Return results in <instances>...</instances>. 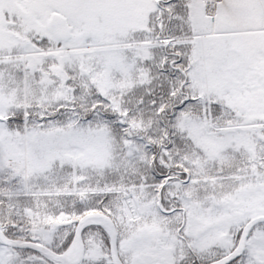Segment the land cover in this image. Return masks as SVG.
Returning a JSON list of instances; mask_svg holds the SVG:
<instances>
[{"label":"snow or ice","instance_id":"obj_1","mask_svg":"<svg viewBox=\"0 0 264 264\" xmlns=\"http://www.w3.org/2000/svg\"><path fill=\"white\" fill-rule=\"evenodd\" d=\"M0 264H264V0H0Z\"/></svg>","mask_w":264,"mask_h":264}]
</instances>
